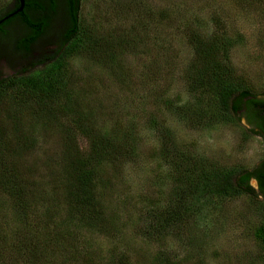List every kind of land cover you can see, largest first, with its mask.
<instances>
[{
	"label": "rangeland",
	"instance_id": "374dc122",
	"mask_svg": "<svg viewBox=\"0 0 264 264\" xmlns=\"http://www.w3.org/2000/svg\"><path fill=\"white\" fill-rule=\"evenodd\" d=\"M11 1L0 0V11ZM262 1L80 0L85 44L65 59L61 93L40 101L21 88L0 89V163L24 179L47 181L65 145L64 132L85 144L77 119L95 138L114 137L111 146L126 131H137V158L103 165L110 167L107 175L119 170L108 205L126 226L116 239L90 237L93 249L103 256L123 251L126 264H264V200L252 195L221 199L198 189V198L188 196L187 211L178 212L162 237L140 234L151 232L155 212L181 193L162 147L209 169L251 170L263 160L262 138L243 118L215 111L202 76L210 62L206 54L220 40L230 78L264 99ZM165 13L171 18L156 20ZM55 21L49 36L57 34ZM19 34L13 27L0 36V81L25 76L56 43L41 40L29 57H21L13 52ZM250 185L256 189L254 181Z\"/></svg>",
	"mask_w": 264,
	"mask_h": 264
},
{
	"label": "trees",
	"instance_id": "16d2710c",
	"mask_svg": "<svg viewBox=\"0 0 264 264\" xmlns=\"http://www.w3.org/2000/svg\"><path fill=\"white\" fill-rule=\"evenodd\" d=\"M66 3L68 17H31L32 21L24 18L28 27H20L22 31L14 42L13 51L24 57L41 40L45 43L55 40L56 43L46 57L24 70V73L28 72L25 76L0 81V89L7 85L21 88L35 97H43L40 101L61 93L65 59L80 53L85 44L79 29L80 0H66ZM32 4L29 0V5ZM2 13L0 11V15ZM169 18L165 13V17L156 20L164 23ZM52 20H56L57 34L49 36V31L54 30ZM10 22H3L0 28ZM215 46V52L210 50V57L206 54L210 62L204 63L202 68L215 111L236 119L243 118L249 131L264 139V99L233 82L228 68H224L228 66L227 58H221L224 42L218 40ZM200 58L205 60L203 55ZM77 121L76 130L85 144L80 146L74 132H64L65 145L47 181L24 179L11 165L0 163V264H126L123 251L112 250L103 256L93 249L90 237L99 235L116 239L123 232L126 220L109 211L108 205L110 192L115 188L114 174L119 170L111 166L115 168L113 175H107L110 167L103 165L137 158L142 139L137 131L133 135L130 130L124 134V140L118 139L117 145L111 146L116 139L110 134L95 138L81 119ZM162 122L152 121V124L162 126ZM254 127L261 132L257 133ZM164 129L166 127L161 128ZM166 137L170 138V133ZM160 155L169 165L181 193H177L161 212L152 214V230L141 231L143 236L162 237L163 232L169 231L178 212L187 211L188 196L198 198V189L205 195L212 194L221 199L247 194L264 200V158L251 170H220L205 168L186 153L176 150L170 153L166 147H162ZM253 180L257 183L256 189L250 185ZM260 237L264 243V230Z\"/></svg>",
	"mask_w": 264,
	"mask_h": 264
},
{
	"label": "flooded vegetation",
	"instance_id": "af4514ba",
	"mask_svg": "<svg viewBox=\"0 0 264 264\" xmlns=\"http://www.w3.org/2000/svg\"><path fill=\"white\" fill-rule=\"evenodd\" d=\"M33 4L32 6L29 5V0H26V3L24 2L23 4V8L22 11L17 13L16 15L12 16L11 18H9L8 20H6L4 23H6L7 21H12L9 23V25L5 26L4 28H0V31L2 33H0V35L4 36L7 34V32L14 28H18L19 32H21L22 30H20V27H28L27 23H24L25 20L24 18L28 17L31 21V17H68L66 11H67V3L66 0H37L35 3L33 0H30ZM53 5H52V2ZM19 8V3L18 0H12L11 3L8 5L7 8H5L3 10V13L0 15V19H2L3 17L13 13L14 11H16ZM53 21V20H52ZM14 48V47H13ZM33 51V50H32ZM15 52V51H13ZM32 53V52H31ZM30 53V54H31ZM29 54V55H30ZM29 55L24 56V57H29ZM19 56L23 57L21 54H19ZM254 125H257V123H254ZM254 130L257 133H260L261 131L259 130V128L254 127ZM260 136V135H259ZM262 138V136H260ZM262 140L264 141V139L262 138ZM256 184V188H257V183L255 180H253Z\"/></svg>",
	"mask_w": 264,
	"mask_h": 264
},
{
	"label": "water",
	"instance_id": "95a60500",
	"mask_svg": "<svg viewBox=\"0 0 264 264\" xmlns=\"http://www.w3.org/2000/svg\"><path fill=\"white\" fill-rule=\"evenodd\" d=\"M18 3H19V8L14 11L13 13L3 17L2 19H0V25L5 22L6 20H8L9 18H11L12 16L16 15L17 13L21 12L22 11V8H23V4H24V0H18ZM255 183V182H254Z\"/></svg>",
	"mask_w": 264,
	"mask_h": 264
}]
</instances>
